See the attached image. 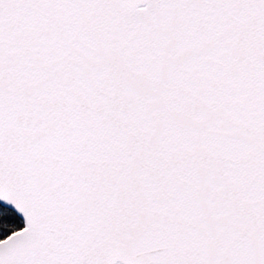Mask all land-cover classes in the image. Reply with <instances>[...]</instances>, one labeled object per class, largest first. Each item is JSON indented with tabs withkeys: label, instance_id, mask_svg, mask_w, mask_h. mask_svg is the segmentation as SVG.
<instances>
[{
	"label": "snow or ice",
	"instance_id": "snow-or-ice-1",
	"mask_svg": "<svg viewBox=\"0 0 264 264\" xmlns=\"http://www.w3.org/2000/svg\"><path fill=\"white\" fill-rule=\"evenodd\" d=\"M0 264H264V0H0Z\"/></svg>",
	"mask_w": 264,
	"mask_h": 264
}]
</instances>
